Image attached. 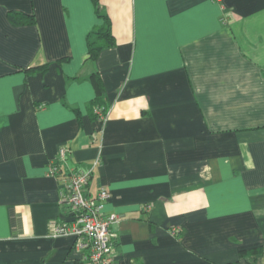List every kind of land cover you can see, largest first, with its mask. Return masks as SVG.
Masks as SVG:
<instances>
[{
  "label": "crops",
  "instance_id": "crops-1",
  "mask_svg": "<svg viewBox=\"0 0 264 264\" xmlns=\"http://www.w3.org/2000/svg\"><path fill=\"white\" fill-rule=\"evenodd\" d=\"M98 1L114 45L91 59L94 0H0V264H84L51 236L69 220L49 174L62 147L64 172L100 161L86 193L111 194L115 264H248L264 246V0H223L226 21L212 0Z\"/></svg>",
  "mask_w": 264,
  "mask_h": 264
},
{
  "label": "built area",
  "instance_id": "built-area-1",
  "mask_svg": "<svg viewBox=\"0 0 264 264\" xmlns=\"http://www.w3.org/2000/svg\"><path fill=\"white\" fill-rule=\"evenodd\" d=\"M212 1L223 5V0ZM222 7L223 19L226 21L231 14L224 5ZM95 112L98 121H107L109 109L104 111L103 108H97ZM69 155V149L62 147L56 161L49 164V174L58 178L61 186V202L69 209V220L53 223L51 236L75 238V251L84 264H115L116 235L112 226L118 222V216L105 215L104 212L111 194L105 187H101L95 197L86 193L94 168L100 161H96L94 168L87 171L64 172L61 165ZM149 209L150 207L146 208ZM172 233L176 234L177 230L173 229Z\"/></svg>",
  "mask_w": 264,
  "mask_h": 264
},
{
  "label": "trees",
  "instance_id": "trees-1",
  "mask_svg": "<svg viewBox=\"0 0 264 264\" xmlns=\"http://www.w3.org/2000/svg\"><path fill=\"white\" fill-rule=\"evenodd\" d=\"M94 3L96 5L97 13L99 18L103 20V23L101 26H99L98 32H96V28L94 29V35L95 37H92V39L89 41V56L91 59H96L99 52H101L103 49L112 47L114 45V36L112 34V24L110 21V18L108 15L101 14V7L99 5L98 0H94ZM20 22L16 23H34V17L33 16H27V15H20ZM13 19V22H15L14 17H11ZM45 67H40V69H43ZM39 69V68H37ZM36 69V70H37ZM94 83L97 90V97L94 101V105L92 107V115L95 119H98V115L96 114L97 108H103L104 111L109 109V105L107 104L106 98L104 96V86L103 82L97 75L93 76ZM262 255L264 256V246H261L260 248L253 249L250 251H242L243 259L248 264H253L256 260V256ZM239 264V263H234Z\"/></svg>",
  "mask_w": 264,
  "mask_h": 264
},
{
  "label": "rangeland",
  "instance_id": "rangeland-1",
  "mask_svg": "<svg viewBox=\"0 0 264 264\" xmlns=\"http://www.w3.org/2000/svg\"><path fill=\"white\" fill-rule=\"evenodd\" d=\"M98 29H99V26L96 27V32H98ZM93 37H95V36H93Z\"/></svg>",
  "mask_w": 264,
  "mask_h": 264
}]
</instances>
